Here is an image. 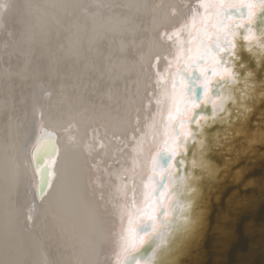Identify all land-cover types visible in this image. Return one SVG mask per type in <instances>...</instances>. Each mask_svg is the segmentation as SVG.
Returning a JSON list of instances; mask_svg holds the SVG:
<instances>
[{
  "label": "bare ground",
  "instance_id": "obj_1",
  "mask_svg": "<svg viewBox=\"0 0 264 264\" xmlns=\"http://www.w3.org/2000/svg\"><path fill=\"white\" fill-rule=\"evenodd\" d=\"M246 3L0 0V264H120L141 245L136 227L158 205L145 178L161 147L180 151L175 121L196 106L175 85L190 41ZM41 124L63 149L32 207L24 150Z\"/></svg>",
  "mask_w": 264,
  "mask_h": 264
},
{
  "label": "water",
  "instance_id": "obj_2",
  "mask_svg": "<svg viewBox=\"0 0 264 264\" xmlns=\"http://www.w3.org/2000/svg\"><path fill=\"white\" fill-rule=\"evenodd\" d=\"M245 1L217 9L214 64L177 71L175 85L183 79L196 106L175 121L180 151L161 147L155 155L145 181L157 210L146 206L135 231L141 245L120 264H264V0ZM38 132L24 150L32 207L51 191L63 149L58 131L41 124Z\"/></svg>",
  "mask_w": 264,
  "mask_h": 264
},
{
  "label": "snow or ice",
  "instance_id": "obj_3",
  "mask_svg": "<svg viewBox=\"0 0 264 264\" xmlns=\"http://www.w3.org/2000/svg\"><path fill=\"white\" fill-rule=\"evenodd\" d=\"M191 43H195L197 44V48L195 50V55L194 56H189V59L192 60V63L191 64H184L182 66V70L183 68H194V69H197L198 68L196 67L198 64H201L202 62H206L207 59L210 57L209 56V53H208V49L210 47V40L207 39L205 37L204 34H200L198 36H195L193 40L190 41ZM232 53L233 55L235 54L234 53V49L232 50ZM179 75V73H178ZM176 87L180 89L179 91V95L180 97L183 96V89L180 87V82L177 80L176 82ZM195 113H193L194 115ZM45 135L48 137V138H51L52 137V134L51 133H48L46 130H45ZM43 139V137H42ZM56 155V153H53V156ZM45 168L48 169L49 173H51V168H52V165L49 163V164H45ZM41 171H43V169H41Z\"/></svg>",
  "mask_w": 264,
  "mask_h": 264
}]
</instances>
